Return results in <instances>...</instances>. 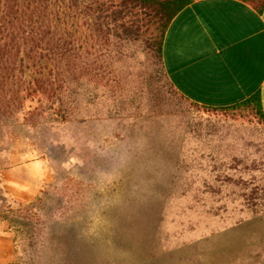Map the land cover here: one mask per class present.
Here are the masks:
<instances>
[{"label":"rangeland","instance_id":"rangeland-1","mask_svg":"<svg viewBox=\"0 0 264 264\" xmlns=\"http://www.w3.org/2000/svg\"><path fill=\"white\" fill-rule=\"evenodd\" d=\"M30 3L0 0V89L55 56L56 0ZM135 25L58 54L56 120L5 127L0 264H264L257 103L188 100Z\"/></svg>","mask_w":264,"mask_h":264},{"label":"crops","instance_id":"crops-1","mask_svg":"<svg viewBox=\"0 0 264 264\" xmlns=\"http://www.w3.org/2000/svg\"><path fill=\"white\" fill-rule=\"evenodd\" d=\"M163 61L175 88L203 106L259 94L264 112V6L248 0H194L170 22Z\"/></svg>","mask_w":264,"mask_h":264},{"label":"trees","instance_id":"trees-1","mask_svg":"<svg viewBox=\"0 0 264 264\" xmlns=\"http://www.w3.org/2000/svg\"><path fill=\"white\" fill-rule=\"evenodd\" d=\"M30 1V4H34L49 0ZM192 1L194 0H91L90 3L85 4L78 0H56L55 56L51 55L50 58L48 53H38L36 58H32L34 65L29 67L27 78L16 75L13 77L12 87L6 84V88L0 89V143L5 140L4 129L9 125L27 121L38 123L56 120L57 98L61 101L60 106L63 104L62 97L57 93L59 89V84H57L59 76L56 71L58 54H62V59H66V65L69 68L78 59L77 55L84 47H94L90 43L95 37H102L104 40H109L113 36L127 38L125 32L121 31L129 28L130 20L141 28L151 27L150 39L153 48L162 60L165 75L169 78L163 61L166 31L178 12ZM248 1L260 9L264 6V0H261L259 4ZM137 15L140 16V20L133 18ZM40 40H38L37 47L43 46ZM60 40H63L62 44L58 43ZM32 47L34 50L35 46L32 45ZM43 49L45 50L44 47ZM81 58L82 56L79 63H81ZM65 73L69 75L67 69ZM171 84L173 85L172 82ZM250 101L257 103L264 118L260 95L256 94L241 103ZM35 114L39 117L47 114L51 116L46 119L34 117Z\"/></svg>","mask_w":264,"mask_h":264}]
</instances>
